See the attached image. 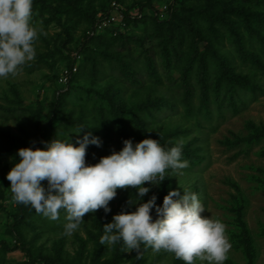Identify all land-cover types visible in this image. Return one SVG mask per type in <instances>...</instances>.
Here are the masks:
<instances>
[{"label": "rangeland", "instance_id": "rangeland-1", "mask_svg": "<svg viewBox=\"0 0 264 264\" xmlns=\"http://www.w3.org/2000/svg\"><path fill=\"white\" fill-rule=\"evenodd\" d=\"M113 4L126 25L118 34L96 31ZM33 24L35 58L0 78V264H184L143 244L138 256L122 252V241L100 243L114 215L153 195L162 206L172 190L195 193L202 216L226 226L224 264H264V72L255 69L264 63V0H33ZM197 31L212 49L197 44ZM234 76L248 89L235 87ZM87 133L101 141L88 145L87 164L125 140L151 138L165 150L182 141L188 167L169 169L158 186L145 183L143 197L118 189L110 211L86 214L72 235L63 210L53 221L23 205L18 229L37 259L30 261L11 232L20 207L7 173L20 148L46 149L53 139L78 146Z\"/></svg>", "mask_w": 264, "mask_h": 264}, {"label": "clouds", "instance_id": "clouds-1", "mask_svg": "<svg viewBox=\"0 0 264 264\" xmlns=\"http://www.w3.org/2000/svg\"><path fill=\"white\" fill-rule=\"evenodd\" d=\"M37 39L33 0H0V78L15 77L35 58ZM123 143L122 150L101 157L95 164L86 163L87 147H99L101 141L91 133L78 139V146L53 139L46 149L20 148V159L6 176L13 202L31 206L53 221L63 210L67 221L64 234L72 235L86 214L100 209L109 212L118 189L134 188L143 197L150 191L145 183L158 186L169 169L177 174L188 167V161L181 159L182 141L168 150L151 138L135 145L131 140ZM156 199L153 195L135 211L114 215L113 222L104 225L100 243L112 246L122 241V252L135 250L138 256L143 244L153 252L172 253L184 264H196L197 260L224 264L231 249L226 226L218 219L202 216L205 208L195 193L169 191L162 206Z\"/></svg>", "mask_w": 264, "mask_h": 264}, {"label": "trees", "instance_id": "trees-1", "mask_svg": "<svg viewBox=\"0 0 264 264\" xmlns=\"http://www.w3.org/2000/svg\"><path fill=\"white\" fill-rule=\"evenodd\" d=\"M108 32V33H117L119 30L118 29H114V30H105L103 32ZM121 32H119L120 34ZM118 34V33H117ZM197 38L199 39L198 43L197 44H200V43H205V49H209L210 50V46H211V49H212V43H209V42H206L205 39L201 36V33L200 31H197ZM198 49V48H197ZM259 61L256 60V63H257V68H255L256 70H262L264 72V63L260 65V63H258ZM243 76H234V81L233 83L235 84L234 86L236 87L237 85L238 86H241L242 88L244 87L248 89V87L246 86V84H244V80L242 78ZM209 101V99H208ZM207 109L203 108L201 109L199 112L200 115H203L204 113H206ZM38 148V146H34L33 149H36ZM19 207H20V215L18 216V218H16V220L13 222V225L11 226V232L13 234V236L15 237L17 243H18V246L19 248L22 250V252L25 254V256L30 260V261H36L37 259L34 258L31 254V251L29 249V246L26 244V242L24 241V239L22 238V235L18 229V227L20 226L21 222H22V219L24 218L25 216V211L23 209V204H19ZM52 264H69V263H66V262H60V263H55V262H50Z\"/></svg>", "mask_w": 264, "mask_h": 264}, {"label": "built area", "instance_id": "built-area-1", "mask_svg": "<svg viewBox=\"0 0 264 264\" xmlns=\"http://www.w3.org/2000/svg\"><path fill=\"white\" fill-rule=\"evenodd\" d=\"M126 25V21L124 18L123 12L119 9L116 4L111 5L110 11L106 14L101 15L94 26L96 31H104V30H122V28ZM75 71V69H73ZM68 76H65L61 79V81L66 82Z\"/></svg>", "mask_w": 264, "mask_h": 264}]
</instances>
